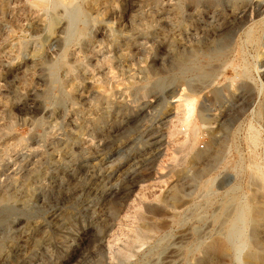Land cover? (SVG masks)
Returning a JSON list of instances; mask_svg holds the SVG:
<instances>
[{
	"label": "rangeland",
	"instance_id": "obj_1",
	"mask_svg": "<svg viewBox=\"0 0 264 264\" xmlns=\"http://www.w3.org/2000/svg\"><path fill=\"white\" fill-rule=\"evenodd\" d=\"M1 136L0 264H264V0H0Z\"/></svg>",
	"mask_w": 264,
	"mask_h": 264
},
{
	"label": "bare ground",
	"instance_id": "obj_2",
	"mask_svg": "<svg viewBox=\"0 0 264 264\" xmlns=\"http://www.w3.org/2000/svg\"><path fill=\"white\" fill-rule=\"evenodd\" d=\"M8 133V132H7ZM2 135V134H1ZM3 136H5V134L3 135ZM9 136V135H8ZM0 138H2V136L0 137ZM9 139V138H8ZM4 140V139H3ZM6 140V139H5ZM2 141V140H1ZM1 145V144H0Z\"/></svg>",
	"mask_w": 264,
	"mask_h": 264
}]
</instances>
